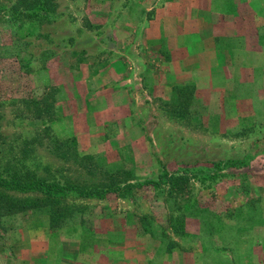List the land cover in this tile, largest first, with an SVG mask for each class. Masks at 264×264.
I'll return each mask as SVG.
<instances>
[{"label":"rangeland","instance_id":"obj_1","mask_svg":"<svg viewBox=\"0 0 264 264\" xmlns=\"http://www.w3.org/2000/svg\"><path fill=\"white\" fill-rule=\"evenodd\" d=\"M15 1L0 0V166L134 186L63 193L54 220L0 209V264H264V0H44L13 23ZM198 52L216 63L210 86L162 81L172 56ZM123 60L144 75L128 95ZM240 158L233 175L194 176Z\"/></svg>","mask_w":264,"mask_h":264},{"label":"trees","instance_id":"obj_2","mask_svg":"<svg viewBox=\"0 0 264 264\" xmlns=\"http://www.w3.org/2000/svg\"><path fill=\"white\" fill-rule=\"evenodd\" d=\"M26 1L27 0H17L14 3L10 4V12L7 13V18L9 21L17 23L22 17L30 15L36 16L38 15L39 9H45L44 0H33L31 6L26 9L16 8L17 3L22 4L26 3ZM248 161L249 160L247 158H240L235 160L228 159L223 162H215L213 164V167H215L214 170L207 169L206 171H202L201 174L197 173L194 176L201 178H208L211 176L210 178H208L209 180H211L216 176L224 175L225 173L218 169L221 168V165H224L225 168H230V170H228L226 174L233 175L235 173H238V170L240 168L249 166ZM160 178L161 181L171 182V184H173L175 180L178 179L177 175L168 174L167 172H162ZM161 181L156 182L149 179L146 180L144 184H151L155 187L160 185L162 183ZM133 186L134 185L132 183H116L114 179H111L110 183L105 186H100L97 184L89 186H81L79 184L67 185L59 183L57 180H48L43 177H39L38 175L30 171L10 172L9 170H4L3 167L0 166V209H2L4 212L11 213L13 211L23 210L25 208L45 205L49 207L48 209L50 211L51 218L52 220H54L63 212L59 207H54V205L58 203L59 198L63 193H74L75 195H78L80 197H104L110 192L120 193L133 188ZM10 192H39L45 195L47 201L46 203H42V201L41 203H39L40 201L38 202L36 200L32 203H26L25 201L12 196ZM63 215H65V213Z\"/></svg>","mask_w":264,"mask_h":264},{"label":"crops","instance_id":"obj_3","mask_svg":"<svg viewBox=\"0 0 264 264\" xmlns=\"http://www.w3.org/2000/svg\"><path fill=\"white\" fill-rule=\"evenodd\" d=\"M188 56H189V54L186 57L180 58L179 60H177L176 56H172V60L168 64H165V65H167V67L170 68V71L172 73H170V74L167 73L169 75V77H167V75H166V78H162V81L167 83V84H171L178 79L179 80L180 79H187L191 76V74H193L197 80V84L200 87L205 88V87L210 86L212 84V78L213 77H210L211 75L209 74L210 73L209 70H212L213 72H217L218 69L216 68V63L213 61V63H207L206 64V62L203 60L204 54L198 52L197 56H196L197 57V59H196L197 63L195 64L194 60H193L191 62V64H193V65L185 66L184 65L186 63L185 59H187ZM201 60H203V61H201ZM129 62H131V61L123 60L122 63L116 62V63L111 65L112 69L114 68V74L117 75L118 77L122 78V82H123L124 86L121 84V88L118 89V93L119 94L122 93L123 95L124 94L128 95L127 93H130V91H132L131 88H136L138 86L143 87L142 78H144V75H140L141 72L137 71L138 65L136 63H132V62L129 63ZM187 62H189V61H187ZM186 70H194L195 74L192 72L191 73L186 72ZM137 79H138L137 86L127 85L128 82H132V81L137 80ZM82 140L84 141L85 138H83Z\"/></svg>","mask_w":264,"mask_h":264}]
</instances>
